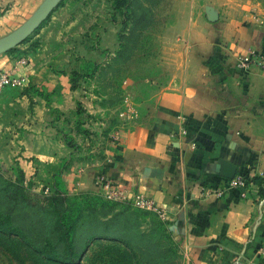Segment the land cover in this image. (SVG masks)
<instances>
[{
	"label": "crops",
	"instance_id": "crops-1",
	"mask_svg": "<svg viewBox=\"0 0 264 264\" xmlns=\"http://www.w3.org/2000/svg\"><path fill=\"white\" fill-rule=\"evenodd\" d=\"M176 1L181 54L169 59L168 86L155 96L151 123L123 132L101 165L70 170L67 186L100 192L95 176L103 174L129 198L151 197L165 211L185 264H264L258 252L264 247V196L258 186L251 183L246 197L239 187L222 197L203 191L220 187L233 167L235 175H264V75L254 66H238L249 50L264 49V8L260 0ZM7 3L23 6L25 0H0ZM12 12L2 24L11 22ZM30 67L28 62L19 73L41 80ZM52 76L44 78L51 102L39 99L29 115L27 94L15 98L8 86L0 95L8 103L0 108L4 160L21 150L20 166L33 163L42 185L58 170L46 125L56 110L72 106L74 96L59 85H65L64 76L56 83Z\"/></svg>",
	"mask_w": 264,
	"mask_h": 264
},
{
	"label": "rangeland",
	"instance_id": "rangeland-1",
	"mask_svg": "<svg viewBox=\"0 0 264 264\" xmlns=\"http://www.w3.org/2000/svg\"><path fill=\"white\" fill-rule=\"evenodd\" d=\"M42 1L25 0L23 6L0 4V38L21 25ZM128 2L130 7H123V14H120L115 10L114 0H61L34 32L16 47L0 54L1 70L9 69L15 60L24 56L29 58L34 74L31 73L35 75V71L39 72L41 80H30L22 87H9L17 92L13 96L15 98L20 94L28 95L29 105L25 114L29 115L33 111V104L40 103L41 99L45 105L51 102L52 93L47 91L44 84V78L49 73L53 74V83L61 81L58 77L64 76L65 85L62 82L59 85L69 90L68 97L69 92L74 95L69 98L70 101L72 99V106L65 111L56 110L50 121L52 125L49 122L50 126L46 125L58 165L48 185L37 181L33 163V166L29 165L28 161L25 166H20L19 144L15 147L19 152L11 156V161L7 158L4 160L0 151V175L16 181V169L19 170L23 178L20 183L23 186L21 195L31 205L47 207L48 198L56 190L68 207L75 203L84 208L91 205L98 208L100 202H106L104 196L99 191L81 189L79 186L69 190L65 174L70 170L82 173L84 169L101 165L111 156L116 134L121 136L135 126L150 124L153 119L155 96L168 86L169 59H176L177 53L181 54V48L177 47L180 35L174 29L177 1ZM260 2L264 8V0ZM11 9L13 12L8 18L11 22L2 24L5 13ZM134 11L144 12L148 16L136 27L127 21ZM136 34L135 39L138 40L130 39ZM89 63L95 67L91 74H86L83 70ZM5 104L8 103L0 101V108ZM21 110L16 106L15 114H21ZM2 112L0 110V119ZM122 204L115 205V211H119ZM132 208L144 211L134 205ZM140 221L143 222L141 231L147 233L153 227H159L156 229L160 234L163 232L160 222L166 220L149 211L146 216H141ZM83 232V228L76 232L74 241L81 264L130 263L127 250L120 243L107 239L91 241L82 249ZM127 234L132 243L147 246L144 238L137 236L134 227ZM173 242L174 245L170 240L162 242V247L173 250L170 252L173 254L172 264H185L179 242ZM58 249L60 251L62 248ZM152 249L149 246V250ZM37 259V255L17 236L0 234V264H40Z\"/></svg>",
	"mask_w": 264,
	"mask_h": 264
},
{
	"label": "trees",
	"instance_id": "trees-1",
	"mask_svg": "<svg viewBox=\"0 0 264 264\" xmlns=\"http://www.w3.org/2000/svg\"><path fill=\"white\" fill-rule=\"evenodd\" d=\"M114 2L115 10L120 14H123V7H130L128 0H114ZM145 18L147 19L148 16L144 12L134 11L129 14L127 21L136 27ZM132 31L135 32V29ZM135 37L137 34L130 39L138 40ZM93 67L95 66L89 63L83 71L91 74ZM79 106L78 104V108ZM16 175V181L5 179L0 175V234L17 236L33 254L37 255L40 264L56 262L81 264L78 260L80 258L78 246L74 245V241L76 232L82 228L85 236L82 239V249L91 241L107 239L120 243L127 250L126 256H130L129 264H172L173 254L170 252L173 250L162 247V242L167 240L175 244L168 221L160 222L164 234L158 233L156 228L159 227H153L146 233L140 230L143 223L140 218L149 214V211L140 212L133 209L130 200L119 202L104 197L106 202H100L98 208L94 205L84 208L75 203L68 207L56 190L52 191V195L48 198L47 207H36L23 199L21 195L23 186L20 184L23 179L22 173L16 169ZM242 176L247 183L256 184L258 194L264 196V175ZM118 203L123 204L119 211H115V205ZM133 227L137 230V236L144 238L147 246L131 242L127 233ZM149 246L153 249L149 250ZM58 247L62 249L59 251ZM174 252L176 253L175 250Z\"/></svg>",
	"mask_w": 264,
	"mask_h": 264
},
{
	"label": "built area",
	"instance_id": "built-area-1",
	"mask_svg": "<svg viewBox=\"0 0 264 264\" xmlns=\"http://www.w3.org/2000/svg\"><path fill=\"white\" fill-rule=\"evenodd\" d=\"M28 62V57L21 56L13 62L12 66L9 69H0V95L2 94V91L5 87H22L29 81L27 74L19 73V69L23 66H26ZM238 66L240 68H249L251 66H254L258 68L264 75V49L249 50L245 56L239 57ZM178 133L181 135H185L186 130L184 128H180ZM119 137V134H116L114 136V143H117L119 141ZM96 184L99 186L100 193L106 199L119 202L130 200L132 205H134L136 208L155 212L160 218L166 220L165 211L159 208L151 197L140 193L129 198L125 190L115 187L112 181L103 174L97 176ZM236 187H239L241 189V196L246 197L248 192L250 191L251 182L247 183L242 175H235L232 178L224 179L220 187L213 189V187L211 186H206L205 188H203V191L205 195L214 194L217 197H222L227 190ZM44 190L48 191V188H45ZM258 252L259 255L264 256V247H262Z\"/></svg>",
	"mask_w": 264,
	"mask_h": 264
},
{
	"label": "water",
	"instance_id": "water-1",
	"mask_svg": "<svg viewBox=\"0 0 264 264\" xmlns=\"http://www.w3.org/2000/svg\"><path fill=\"white\" fill-rule=\"evenodd\" d=\"M60 2L61 0H43L21 25L0 38V54L16 47L26 39ZM209 19L212 20L213 17H210ZM234 175L235 167L230 168L223 174L225 178H232Z\"/></svg>",
	"mask_w": 264,
	"mask_h": 264
}]
</instances>
